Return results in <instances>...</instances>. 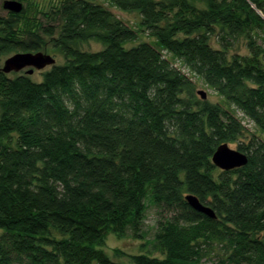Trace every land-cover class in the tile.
I'll list each match as a JSON object with an SVG mask.
<instances>
[{
  "label": "trees",
  "instance_id": "obj_1",
  "mask_svg": "<svg viewBox=\"0 0 264 264\" xmlns=\"http://www.w3.org/2000/svg\"><path fill=\"white\" fill-rule=\"evenodd\" d=\"M107 2L138 27L97 0H62L47 24L36 3L0 13V264H264V0ZM37 51L63 61L39 80L2 70ZM222 143L247 164L218 168ZM150 207L153 241L114 260L108 236L145 239Z\"/></svg>",
  "mask_w": 264,
  "mask_h": 264
},
{
  "label": "rangeland",
  "instance_id": "obj_2",
  "mask_svg": "<svg viewBox=\"0 0 264 264\" xmlns=\"http://www.w3.org/2000/svg\"><path fill=\"white\" fill-rule=\"evenodd\" d=\"M3 1L4 0H0V13H6L7 12V10L4 9L2 6ZM22 1H23L25 6L28 5L27 13L31 17L34 15L35 9H36V8L35 9L31 8L32 3H34V4L36 3L37 7H39L38 9H40V11H38L36 13L38 15V18L47 24V23L53 21L49 16V14L51 12L50 10L54 9L53 8L54 5H58L60 3V1H62V0H22ZM97 1L108 4L107 0H97ZM108 5H109V7H111L113 9V11L117 14V16L119 18H121L126 24H128L134 28L138 27L137 26V21H138L137 14L123 12V11L119 10L118 8L113 7L111 4H108ZM43 12H47V16H45L43 14ZM139 40H151V38L146 33L140 32ZM139 40H137L136 43ZM102 47H103L102 44L95 42V41H91V42L84 44L82 46L83 49H87V50H99ZM239 51L241 53H247V50L243 46L239 49ZM48 53L55 56L57 63H62L63 59L61 58V56L59 54L54 53L52 51H50ZM12 54H10V55H12ZM10 55H8V56H10ZM166 55L168 56L170 61L175 66H177L182 71L187 73L196 82V87H197L198 91L203 90L206 92L208 100H210L212 102L222 101L221 97L213 89L209 88L207 86V84L205 83V81L201 77L190 72V70L186 66H184L182 64V62L179 61L178 59L174 58L170 54H166ZM8 56L3 58L2 63ZM47 68H45V69H47ZM44 70H35V72L33 73V77L37 80L41 79L42 72ZM198 95L201 98V95L200 94H198ZM237 115H238V118L244 124V126L247 128V130H246L247 134L259 133L257 130V127L254 125V123L251 120H249L247 117H245L243 115V113L237 112ZM230 146L233 148H237V144H230ZM156 219H157V215H156L155 209L153 207H150L147 210L146 218L144 220V226H143V231L146 235L145 239H140V238L134 237L131 233H128L126 236H124L121 239H119L114 234H110L108 236L106 244L104 246L105 251L114 260L129 262L130 261V257H129L130 254L139 253V252L144 250V248L141 247V244L143 241H146V240H148L150 242L153 241V236H154V233L156 230ZM116 249H118V251L123 252V254L117 255L115 253Z\"/></svg>",
  "mask_w": 264,
  "mask_h": 264
},
{
  "label": "water",
  "instance_id": "obj_3",
  "mask_svg": "<svg viewBox=\"0 0 264 264\" xmlns=\"http://www.w3.org/2000/svg\"><path fill=\"white\" fill-rule=\"evenodd\" d=\"M3 8L15 13L21 12L24 8V3L19 0H4ZM56 63L55 58L43 51L37 52H17L8 56L3 63L2 70L6 73L12 71L19 72L28 68V73H33L35 69L42 70ZM198 93L203 99L207 98V94L203 90ZM213 163L222 170H230L241 167L247 164L248 156L246 153L232 148L228 143L220 144L212 156ZM186 200L195 210L200 211L211 218H216L214 210L205 205L194 194H187Z\"/></svg>",
  "mask_w": 264,
  "mask_h": 264
}]
</instances>
